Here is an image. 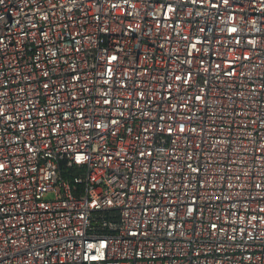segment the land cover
Instances as JSON below:
<instances>
[{
    "label": "built area",
    "instance_id": "2783aa9c",
    "mask_svg": "<svg viewBox=\"0 0 264 264\" xmlns=\"http://www.w3.org/2000/svg\"><path fill=\"white\" fill-rule=\"evenodd\" d=\"M0 264H264V0H0Z\"/></svg>",
    "mask_w": 264,
    "mask_h": 264
}]
</instances>
